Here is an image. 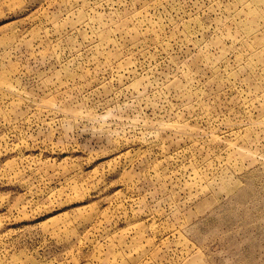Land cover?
Here are the masks:
<instances>
[{"label":"rangeland","instance_id":"1","mask_svg":"<svg viewBox=\"0 0 264 264\" xmlns=\"http://www.w3.org/2000/svg\"><path fill=\"white\" fill-rule=\"evenodd\" d=\"M0 264H264V0H0Z\"/></svg>","mask_w":264,"mask_h":264}]
</instances>
